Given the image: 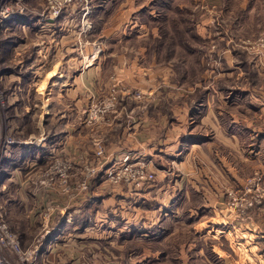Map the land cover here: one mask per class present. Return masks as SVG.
Wrapping results in <instances>:
<instances>
[{
  "label": "rangeland",
  "instance_id": "obj_1",
  "mask_svg": "<svg viewBox=\"0 0 264 264\" xmlns=\"http://www.w3.org/2000/svg\"><path fill=\"white\" fill-rule=\"evenodd\" d=\"M150 1L0 0L1 128L5 135L17 138H23L29 130L38 135V126L46 129L45 112L50 107L48 130L52 141L55 138L41 178L28 187L37 188L45 202L38 207L27 201L22 207L17 185L10 184L3 193L8 201L0 192V207L6 210L7 223L24 249L42 239V225L53 228L66 213L74 228L81 231L87 226L86 231L68 232V253L78 256L77 260L55 258L53 264H244L247 256H259L261 261L254 264H264V152L255 159L256 152L251 149L258 145L256 136L238 137L243 152L237 156L238 165L229 161L231 172L238 167L242 184L223 183L218 191L225 200L213 201L216 207L224 205L232 211L231 223L236 220L244 226L225 234L214 229L231 217L208 212L203 195L209 192L204 180V84L211 67L225 62V49L235 48L229 54L242 60L241 50L257 52V57L251 55L253 61L261 57L258 63L264 64V0H172V8L164 16L157 14L156 8H149ZM179 11L189 18L188 26H195L194 32L179 22ZM160 27L170 40L163 43L169 47V54L163 46L152 48L160 41L156 39ZM170 34L177 38L186 35L189 48L180 46L183 48L171 54L174 41ZM75 48L85 64L93 55L99 59V72L84 77L85 86L87 78L89 84L80 90L81 102H76L72 91L79 68L47 71L69 58L67 53H75ZM62 49L66 53L61 54ZM49 59L52 65L43 67L44 60ZM249 74L247 83H251L252 71ZM58 78L70 89L63 90V96H67L60 101L49 103L43 97ZM226 84L234 87V78H228ZM19 87L14 102L11 91ZM110 94L115 99L106 109ZM142 115L158 123L156 130L153 124H146L142 131L146 144H165L148 158L126 153L118 162L128 155L152 177L143 178L137 185L114 183L106 176L112 170L108 157L119 149L123 150L118 153L127 151L133 126L143 128L139 119ZM14 125L24 126L25 132L15 133ZM168 139L180 148L169 147ZM228 143L230 147L234 141ZM177 158H183L181 164ZM149 187L159 192L158 199L152 195L143 200V192ZM121 191L128 197L120 198ZM158 205L170 206L173 213L159 215ZM33 207L36 215L31 216L27 210ZM39 213L45 214L44 223ZM106 225L146 226L147 231L134 230L127 233L131 236L121 237L120 232H107ZM236 241L245 247L234 254ZM257 241L260 244L252 247ZM210 244L219 247L210 251ZM212 249H221L227 262ZM193 252L199 257L192 258ZM7 259L18 264L15 257ZM36 264L50 262L40 257Z\"/></svg>",
  "mask_w": 264,
  "mask_h": 264
},
{
  "label": "crops",
  "instance_id": "obj_2",
  "mask_svg": "<svg viewBox=\"0 0 264 264\" xmlns=\"http://www.w3.org/2000/svg\"><path fill=\"white\" fill-rule=\"evenodd\" d=\"M22 27L25 28L26 26ZM51 36L52 34L50 31L49 39ZM59 40L60 42H62L63 37L60 36ZM77 50L78 48H75V53H67L70 54L69 58H66L65 60H63V62L59 61V63H56L53 66H50L52 65L51 59H49L48 62L47 60H44L45 63L43 67L50 66L47 69L48 72H51L53 70L63 72L65 70L68 71L73 67L79 68V79L78 76H75L73 82H75L76 86H72V91L73 93H75L76 102H81L83 97L79 95L82 92L80 90H83L82 88L87 87L89 84V79L87 78L86 80L88 84L87 86H85L84 77L86 74L89 75L91 72H99L97 70V63L99 59L96 58L95 55H93L91 62L85 64L84 60H81L80 57H78L82 55V53H77ZM231 50L234 51L235 48L225 49V52H223L225 62L219 61V65L216 64L214 65V68L211 67V69L209 70V78H207V81L204 84L205 92L203 96V125L205 132V138L203 141L205 177L204 180L205 184L209 188V192L207 191L205 192V194L203 193V195L204 201L206 205H208L206 207L208 209V212L218 213L222 217H231L229 219L224 218V226L222 223V225H216L218 227L214 228L222 232L223 234L229 233L231 231L237 232L241 229V227L244 226L242 222L238 223L236 220L235 223H231L230 220L233 217L231 214L232 211L229 212V209L224 207V205H221L223 204V202L220 203L221 206L219 207H216L215 202H213L217 200H225V195L222 192L218 191V188L220 186H223V183L227 184L228 182H230V185H236L239 183L240 185L242 184L243 179H241L240 175L238 176V167L234 166V171L232 172L228 169L230 164L229 161H232L236 165H238L237 156L241 152H243V145H241V147H239L238 145V137L242 136L243 134H248L257 137L258 145L254 149H251L252 151L256 152V160H258V153L260 151L264 152V143H260L261 140H264V64L261 66L258 63V59L262 60L261 57H258L257 61H253V56L251 55H255V57H257V52L253 53L250 50H241V57H245V59L242 60L241 58L237 59L236 57H234L235 59H233V55L229 54V52H232ZM60 53L63 54L66 52H64L62 49ZM43 54V56L45 57L44 51ZM34 70L39 71L42 70V68H36ZM249 71H252L251 83H247V77L250 75ZM62 74L61 77H64L62 76ZM231 77H233L235 80L234 87L228 86V84H226L227 79ZM67 86L68 85H66L65 80L63 81L61 78H58L57 80H55L53 86L50 87L51 91L48 92L47 95L45 94L43 98H45L46 101H48L49 103L54 102V100L60 101L62 98L67 96H63V90L65 89L64 91H68L70 89L67 88ZM20 90L21 89L19 87L17 91H11V94L14 98V102L18 100L17 92H20ZM50 112V107H48L47 113L45 112V118L48 121V123L45 124L46 129L38 126V135L34 133V130L26 131V135H23V140L25 141V143L20 146H12L9 148L0 172V192L2 196L3 193H6V190H8L10 184L17 185L18 190L16 192H18L19 199L21 200L20 204L22 207L27 201H32V203L38 205V207L42 205L43 202H45L44 199L41 198V196L37 192V188L33 189L30 187L32 189L31 190L28 189V187L31 181L37 184V181L35 180L41 178V170L43 171V168H45V166L47 165L49 158H51V146L53 141H55V138H53L52 141V136L50 135V131L48 130ZM144 118L145 119H143V115L139 118L143 121V128L141 130H137L136 125L133 126L134 130L129 134L133 135V139L129 141L127 151L124 150L118 153L119 151L123 150L119 149L117 151L118 154L116 153L115 155H110L111 157H108L110 163L109 165H116L118 159H120L126 153H132L134 156L137 157H139L138 155L141 154L142 158H144V156H147L148 158L150 153L155 152V150H159L160 146H163L165 144L158 142L156 144H146L145 139H143L142 131L145 129L147 123L153 124V129L156 130L158 123H156V121H151L150 119H148V117ZM13 129L15 133L19 134H22V130H25L24 126L22 125L17 127H15L14 125ZM138 131H140L141 133H137ZM229 140L234 141V143H231L232 146L227 147V145H229ZM168 141L169 142H167V144L169 147H176L178 149L180 148V146L176 142H173L172 139H168ZM231 150L234 151L236 155H234ZM182 160L183 158H179L177 161H179L181 164ZM41 182L43 181H40V183ZM41 185L43 184L41 183ZM25 187L27 188V190H25ZM151 187L144 190L143 200L145 198L148 199L152 195H156L157 199L159 198V192L154 191ZM123 194L124 192L121 191L120 193H118V196L124 199L122 196L127 195ZM187 196H189V194ZM3 198L5 201L9 200L4 196ZM137 199H140V197H138ZM170 201H172L171 203H173L174 198ZM5 207L8 212L11 211L9 203H6ZM156 209L157 212L160 211L159 215L173 213L171 207L168 205H158ZM35 210L36 209L33 207L32 209L28 208L27 211L30 215H36ZM44 215L45 214L41 215V213L37 215L42 223H44ZM67 215L69 214L66 213V215L60 219L61 222L59 223V225L53 228H48L49 226L47 225V223L42 225L44 227L45 233L44 235H42L40 245V249L41 251H43L41 259H45L46 261L50 262V264L54 263L51 261L55 258H58L63 262H66L67 260L75 262L78 258V256L74 258V254L70 255L68 253V248L70 244L69 239H67L69 234L68 232H70L71 230H79L78 232H82L87 228V226L83 227L81 231L79 227L74 228ZM100 226V228H102V225ZM96 227L98 228V230H100L98 226ZM104 228H106L107 232L112 231L122 233L123 235L121 237L131 236L127 235V233L134 230L140 232L147 231L146 226H143V228L140 229L136 226L131 227L128 225H124L122 228H114L112 225H106V227L104 226ZM156 234H160L159 231H157ZM140 236L142 237L143 234L141 233ZM111 238L114 239L115 237L113 236ZM254 243L255 244L252 247L255 248L257 247L256 244H260V242L258 241ZM209 246L210 251L212 247H219L214 245L212 246L211 244ZM243 247H245V244L241 243L240 241H236L235 245L232 247V250L234 251L233 253L235 254L236 249H242ZM203 252H205V249H203ZM213 252L218 256L219 259L225 260V263L227 262V257L222 256L223 251H221V249H218V251ZM191 255L192 258L199 257L197 255H194V252ZM178 258L181 259V257ZM255 261L259 262L261 261V258L259 256H247L246 259L245 257L243 259L244 264H254Z\"/></svg>",
  "mask_w": 264,
  "mask_h": 264
},
{
  "label": "built area",
  "instance_id": "obj_3",
  "mask_svg": "<svg viewBox=\"0 0 264 264\" xmlns=\"http://www.w3.org/2000/svg\"><path fill=\"white\" fill-rule=\"evenodd\" d=\"M110 96V102L104 105L106 109L110 106L112 100L115 99L112 94ZM2 105L3 102L0 100V108ZM95 115L97 114L95 113ZM24 143L25 141L21 137L17 138L4 134L0 118V172L9 148L20 146ZM100 153L101 151L98 152V154ZM131 160L128 155H125L120 163L117 162L116 165L111 167L112 170L106 176L114 183L122 182L126 185H137L138 182H142L140 180H143V178L152 177V175H147L143 171L141 163H133ZM5 216L6 210L0 207V264H11L7 259L9 256L15 257L18 264H36L43 253L40 249L41 239L31 248H22L18 236L10 229Z\"/></svg>",
  "mask_w": 264,
  "mask_h": 264
},
{
  "label": "trees",
  "instance_id": "obj_4",
  "mask_svg": "<svg viewBox=\"0 0 264 264\" xmlns=\"http://www.w3.org/2000/svg\"><path fill=\"white\" fill-rule=\"evenodd\" d=\"M171 1L172 0H151L149 2V5H151L149 8H156V13L160 14V16H164V15H166L165 12H168L170 10V8H172ZM178 9L180 11L182 10L181 7L180 8L178 7ZM180 11H179V13H180ZM180 14H182V21H179V22H181V24H185L186 23L187 24V29H193V32H194L195 31V26H190V25L188 26L189 18L185 16L186 14L185 13H180ZM181 28L185 29L183 26ZM163 30H164V28L160 27L161 34L156 36L157 37L156 39H158L160 41H159L158 44L155 45L156 47H154V46L153 47L151 46V47L153 49H155V48L157 49V48L163 46L164 52H165V48H166L167 53L169 54V51H168L169 47H166L167 45L164 47V45H163L164 40H167V34L163 33ZM166 32L169 33L167 30H166ZM193 32H191L190 35L194 37L195 35H194ZM170 37L172 38V41H174V42H172L173 47L172 46L170 47V49H171L170 51H172L171 54L173 53L174 50H179L180 48H183V47H180V46H184L183 49H185V48L188 49L189 48L188 43H186V41H187L186 40V35H185V37L177 38L175 35L170 34ZM169 41L170 40H167V44H168ZM175 48H177V49H175ZM149 50H151V49H149Z\"/></svg>",
  "mask_w": 264,
  "mask_h": 264
}]
</instances>
